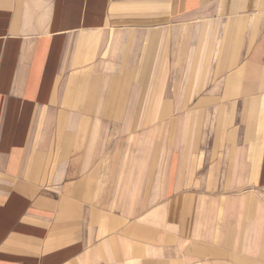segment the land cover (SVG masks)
<instances>
[{"label": "crops", "instance_id": "obj_1", "mask_svg": "<svg viewBox=\"0 0 264 264\" xmlns=\"http://www.w3.org/2000/svg\"><path fill=\"white\" fill-rule=\"evenodd\" d=\"M0 264H264V0H0Z\"/></svg>", "mask_w": 264, "mask_h": 264}]
</instances>
